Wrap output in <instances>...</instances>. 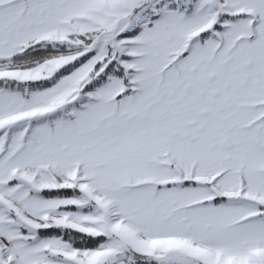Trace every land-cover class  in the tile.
I'll use <instances>...</instances> for the list:
<instances>
[{
	"label": "snow or ice",
	"instance_id": "obj_1",
	"mask_svg": "<svg viewBox=\"0 0 264 264\" xmlns=\"http://www.w3.org/2000/svg\"><path fill=\"white\" fill-rule=\"evenodd\" d=\"M0 264H264V0H0Z\"/></svg>",
	"mask_w": 264,
	"mask_h": 264
}]
</instances>
